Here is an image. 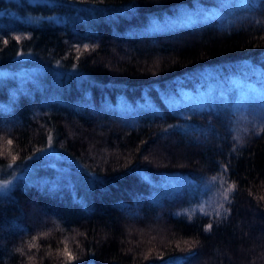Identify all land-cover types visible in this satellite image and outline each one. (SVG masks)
Returning a JSON list of instances; mask_svg holds the SVG:
<instances>
[{
    "label": "trees",
    "instance_id": "1",
    "mask_svg": "<svg viewBox=\"0 0 264 264\" xmlns=\"http://www.w3.org/2000/svg\"><path fill=\"white\" fill-rule=\"evenodd\" d=\"M262 5L0 0V264H264V124L177 103L264 83Z\"/></svg>",
    "mask_w": 264,
    "mask_h": 264
},
{
    "label": "rangeland",
    "instance_id": "2",
    "mask_svg": "<svg viewBox=\"0 0 264 264\" xmlns=\"http://www.w3.org/2000/svg\"><path fill=\"white\" fill-rule=\"evenodd\" d=\"M16 1V0H15ZM35 2L36 0H30ZM243 3L226 5V7H219V9H212L210 17L223 18L227 15L232 14L236 10L242 8ZM264 7V5H262ZM1 13V12H0ZM26 22H30L29 18L24 19ZM37 71L36 68H29ZM8 74L6 71L0 70V75ZM221 85L222 89L217 95L208 94L209 88L204 90L203 88L196 89H184L180 98L177 100V103L190 104L196 106H209V107H218L223 105V103H228L231 105L235 111V125L237 127V134L246 133L250 131H257L264 124V83L259 82L253 78H237L231 79L228 82L218 84ZM220 87V88H221ZM226 88V89H225ZM61 94V87L60 92ZM0 140L3 145L9 147L8 141L9 137L1 135ZM13 139L11 140V142ZM48 147L43 149L42 158L44 161L41 162L43 166L55 165L58 170L66 172L68 169L65 167H60L59 160L64 162H71V159L68 156L59 153L55 148L51 146V140L48 141ZM12 144V143H11ZM10 153V152H7ZM74 161V160H73ZM31 170V168L29 169ZM27 173V172H26ZM24 172L10 176L7 179H0V193H6L9 188L16 182V180L26 174ZM204 203V202H202ZM45 237H53L56 235L63 234L60 231H49L44 233ZM66 240L63 242V251L62 254L65 256V248L70 246V243L73 241L72 235L69 237L64 235ZM62 242V241H61ZM92 264V263H90Z\"/></svg>",
    "mask_w": 264,
    "mask_h": 264
},
{
    "label": "snow or ice",
    "instance_id": "3",
    "mask_svg": "<svg viewBox=\"0 0 264 264\" xmlns=\"http://www.w3.org/2000/svg\"><path fill=\"white\" fill-rule=\"evenodd\" d=\"M8 144L9 145L11 144V141L10 140L8 141ZM65 255H67L69 259H72V255H71L70 252H68L67 248H65Z\"/></svg>",
    "mask_w": 264,
    "mask_h": 264
}]
</instances>
